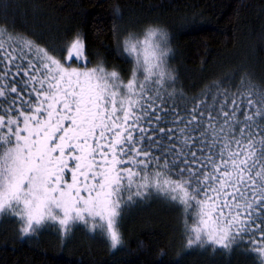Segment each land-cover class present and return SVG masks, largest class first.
<instances>
[{"label": "snow or ice", "instance_id": "6c2138e0", "mask_svg": "<svg viewBox=\"0 0 264 264\" xmlns=\"http://www.w3.org/2000/svg\"><path fill=\"white\" fill-rule=\"evenodd\" d=\"M122 44L127 82L88 68L79 34L62 61L0 27V215L21 238L51 222L67 239L80 223L116 249L122 211L155 192L182 208L188 248L258 234L248 242L264 258V86L242 78L181 105L168 33L150 26Z\"/></svg>", "mask_w": 264, "mask_h": 264}, {"label": "trees", "instance_id": "16d2710c", "mask_svg": "<svg viewBox=\"0 0 264 264\" xmlns=\"http://www.w3.org/2000/svg\"><path fill=\"white\" fill-rule=\"evenodd\" d=\"M150 26L168 33L176 103L224 88L235 92L242 78L244 87L249 80L264 86V0H0V27L60 53L62 61L79 34L88 68L102 62L125 82L133 61L122 41ZM20 227L15 216L1 215L0 264H264L248 242L260 243L258 234L229 249L188 248L182 208L157 194L122 211V244L116 249L106 236L81 225L67 239L53 225L21 238Z\"/></svg>", "mask_w": 264, "mask_h": 264}, {"label": "rangeland", "instance_id": "374dc122", "mask_svg": "<svg viewBox=\"0 0 264 264\" xmlns=\"http://www.w3.org/2000/svg\"><path fill=\"white\" fill-rule=\"evenodd\" d=\"M143 33V32H142ZM140 34V33H139ZM131 58V57H130ZM132 59V58H131ZM133 61V60H132ZM156 193L155 192H151V193H149V194H146V196L144 197V198H137L136 199V203H138V202H141V201H143V200H148V199H150L152 196H154ZM135 203V204H136ZM135 204H132V205H130V206H128V207H126L124 210H128L130 207H132L133 205H135ZM0 217H1V215H0ZM120 221H121V217L119 218V223H118V228H119V224H120ZM192 223V222H191ZM45 225H53V227L54 228H56V229H59V225H56V224H52L51 222H49V223H47V224H45ZM79 225H81L84 229H85V231H89L83 224H80V223H76V224H74L73 225V229L76 227V226H79ZM97 231H98V233L99 234H102V235H104L99 229H97L95 232H90L89 231V233H91V234H94V233H97ZM121 233V232H120ZM20 235L22 236V234L20 233ZM104 236H106V235H104ZM107 238V237H106ZM187 239H188V234H187ZM187 239H186V241H187ZM108 240V239H107ZM109 241V240H108ZM109 245H110V241H109ZM205 245H208V244H205ZM193 247H200V246H193ZM214 248V247H213Z\"/></svg>", "mask_w": 264, "mask_h": 264}]
</instances>
